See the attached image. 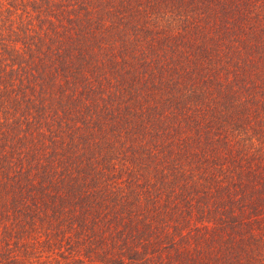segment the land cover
<instances>
[{"label": "trees", "instance_id": "16d2710c", "mask_svg": "<svg viewBox=\"0 0 264 264\" xmlns=\"http://www.w3.org/2000/svg\"><path fill=\"white\" fill-rule=\"evenodd\" d=\"M0 264H264V0H0Z\"/></svg>", "mask_w": 264, "mask_h": 264}]
</instances>
